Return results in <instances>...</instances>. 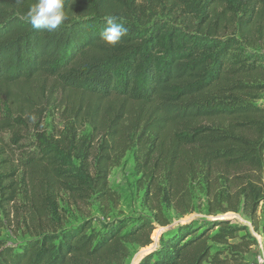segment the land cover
<instances>
[{
    "label": "trees",
    "instance_id": "trees-1",
    "mask_svg": "<svg viewBox=\"0 0 264 264\" xmlns=\"http://www.w3.org/2000/svg\"><path fill=\"white\" fill-rule=\"evenodd\" d=\"M33 2L0 0V209L37 223L24 243L0 238V264H124L128 245H149L154 220L169 224L157 205L154 220L103 231L60 224L61 192L117 206L108 176L128 151L147 203L182 209L179 192L202 177L212 204L226 205L209 215L241 212L264 235V57L217 31L230 15L250 32L264 0H64L67 20L53 32L26 21ZM109 16L128 29L115 46L100 38ZM44 95L63 124L36 130L25 147L23 116ZM255 244L229 219L191 222L138 264H248Z\"/></svg>",
    "mask_w": 264,
    "mask_h": 264
},
{
    "label": "rangeland",
    "instance_id": "rangeland-1",
    "mask_svg": "<svg viewBox=\"0 0 264 264\" xmlns=\"http://www.w3.org/2000/svg\"><path fill=\"white\" fill-rule=\"evenodd\" d=\"M238 16H226L222 24L218 26V33L223 36H235L244 49L264 57V18L257 21L248 33H242L240 23L237 21ZM227 19V20H226ZM47 87V84H45ZM45 95L38 101V105L31 111L27 112L23 118L27 123L20 131L21 141L25 147L33 141L34 133L38 129L50 131L52 128L61 127L60 111L55 104H48ZM256 104L264 105V91L259 93ZM35 116V120L31 119ZM89 131L85 126L83 132ZM9 133H3L4 139L9 138ZM141 175L135 170V164L132 151L126 152L120 163L113 167L108 176V186L118 195L117 206L108 204L103 206L99 204L95 198H91L86 202L73 201L67 193L61 192L58 196V212L60 215V224L62 228H71L83 222H88L91 226L103 231L108 225L118 221H129V223L140 222L142 218L154 220L156 217L152 206L157 205L160 208L159 217H163L169 221V224L161 226L155 220L153 222L154 229L151 232V243L145 247L138 245H128L129 255L124 264H138L146 254L155 251L159 246L160 237L166 235L172 228L177 225H185L194 223L203 225L215 218L229 219L232 224L243 225L249 229V232L256 239V244L251 246L243 256L248 264L256 262L257 256L264 254V235L259 231L253 230L249 220L243 216L241 212H225L209 215L210 209H221L226 205L224 203L215 206L212 204V196L209 194L208 188L203 183V178L191 181L186 188L179 192L181 198L185 201L182 209L174 208L169 202L164 203L160 198H152L147 203L144 198V192L147 188L146 183L140 180ZM19 208V206H17ZM192 209V212L184 213L185 210ZM20 210V209H19ZM9 215L6 216V215ZM261 219L264 216L263 211L258 212ZM11 215V218H10ZM13 213L9 208L0 209V220H5L1 228L0 238L8 244H21L32 239V231L37 223H30L21 213L17 217H13ZM41 230L45 229L41 223ZM243 234L240 232L239 235ZM237 239L230 240L236 242ZM216 249L222 251V256L226 255L224 245H214Z\"/></svg>",
    "mask_w": 264,
    "mask_h": 264
},
{
    "label": "clouds",
    "instance_id": "clouds-1",
    "mask_svg": "<svg viewBox=\"0 0 264 264\" xmlns=\"http://www.w3.org/2000/svg\"><path fill=\"white\" fill-rule=\"evenodd\" d=\"M25 19L33 29L53 32L67 20L64 0H34L25 14ZM105 24L100 38L108 45L115 46L128 33L127 27L117 23L115 17H107ZM31 119L35 120V116Z\"/></svg>",
    "mask_w": 264,
    "mask_h": 264
},
{
    "label": "built area",
    "instance_id": "built-area-1",
    "mask_svg": "<svg viewBox=\"0 0 264 264\" xmlns=\"http://www.w3.org/2000/svg\"><path fill=\"white\" fill-rule=\"evenodd\" d=\"M253 264H264V254L262 253L260 256H257L256 262Z\"/></svg>",
    "mask_w": 264,
    "mask_h": 264
},
{
    "label": "water",
    "instance_id": "water-1",
    "mask_svg": "<svg viewBox=\"0 0 264 264\" xmlns=\"http://www.w3.org/2000/svg\"><path fill=\"white\" fill-rule=\"evenodd\" d=\"M140 260H141V259H140ZM139 262H140V261H139ZM139 262H138V263H139Z\"/></svg>",
    "mask_w": 264,
    "mask_h": 264
}]
</instances>
